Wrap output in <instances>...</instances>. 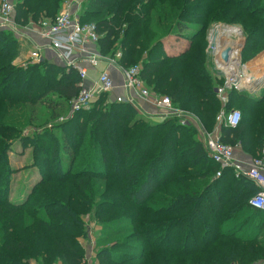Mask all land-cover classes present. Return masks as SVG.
<instances>
[{"label": "trees", "instance_id": "16d2710c", "mask_svg": "<svg viewBox=\"0 0 264 264\" xmlns=\"http://www.w3.org/2000/svg\"><path fill=\"white\" fill-rule=\"evenodd\" d=\"M64 1L13 0L15 20L55 19ZM257 1L84 0L80 19L95 24L102 54L121 52L125 68L141 65L152 91L208 131L222 106L241 103L240 124L222 125L220 140L255 158L264 146V87L227 88L223 102L215 89L225 79L206 31L214 21L240 23L250 55L264 50V0ZM179 32L191 43L170 51L168 38ZM19 48L15 32L0 27V264H83L88 223L102 227L98 264L264 263V211L249 203L258 188L233 168L217 176L196 124L151 119L107 93L70 116L81 89L77 69L47 58L15 65ZM37 107L46 111L40 127L66 112L52 124L57 136L23 137ZM18 141L31 144L41 176L23 199L10 197L9 155Z\"/></svg>", "mask_w": 264, "mask_h": 264}, {"label": "built area", "instance_id": "2783aa9c", "mask_svg": "<svg viewBox=\"0 0 264 264\" xmlns=\"http://www.w3.org/2000/svg\"><path fill=\"white\" fill-rule=\"evenodd\" d=\"M83 1L65 0L61 12L55 19H42L37 23L32 22L21 26L14 17L13 0H0V27L9 28L18 38L30 41L29 59L32 62L46 59L43 51L51 50L55 54L51 59L55 62L77 69L81 79V89L70 102V116L79 111L90 110L99 96L107 93L110 100L130 104L139 114L151 119L165 120L177 117L183 125L193 122L201 131L209 156L220 166L217 176L222 174V170L233 168L237 178L247 180L257 186L258 191L250 198L249 203L252 207L264 211V146L250 164L244 165L235 158V146L220 140V127L222 125L237 127L242 120L241 111L238 109L221 110L217 116L215 130L212 134L208 133L194 114L175 107L171 97L158 95L146 85L141 78V65L125 68L118 64L121 52L110 56L102 54L97 49L100 35L95 24L83 23L80 19ZM32 32L45 43L43 45L35 43L29 36ZM220 61H223L221 54ZM217 65L220 66L218 62ZM110 66L117 69L123 77L121 84L123 91L117 96L113 95L117 85L111 74ZM219 68L217 70L225 72L221 67ZM92 71H95V74H92ZM236 83L235 79L228 77L223 87L215 89L223 102L227 101L224 95L227 88L239 89L241 87ZM61 119L64 120L67 117H61ZM83 243L86 250L84 264L86 259L92 260L96 257V242L93 236L89 235Z\"/></svg>", "mask_w": 264, "mask_h": 264}, {"label": "rangeland", "instance_id": "374dc122", "mask_svg": "<svg viewBox=\"0 0 264 264\" xmlns=\"http://www.w3.org/2000/svg\"><path fill=\"white\" fill-rule=\"evenodd\" d=\"M262 0H258L257 3H260ZM190 21V20H187ZM198 20H193L192 23L196 24ZM220 24V25H219ZM220 27V28H219ZM227 27H235L240 30L241 33L239 34H231L229 36L230 41H233L234 43L237 42L236 48L238 50L239 54V67H240V77L243 78L246 71L257 73L260 71L259 75H257V79H261L260 82L257 84V86H254L252 88H245L248 89L250 92L255 93L258 92L259 89L264 87V50L255 52L256 54L250 55L249 51L246 49V43H247V33L244 30V27L240 23H226L222 21H214L206 31V39L208 41V48L210 50L211 56L213 54V59L215 63L216 69H218L220 66L217 65V57H216V48L218 45V38L220 30H224ZM217 29V30H216ZM190 31V30H188ZM188 31H185L183 33H188ZM191 32V31H190ZM241 35V36H240ZM217 37V38H216ZM236 40V41H235ZM238 40V41H237ZM18 41L20 43L19 48V55L14 60L15 65L19 66H26L29 62H32L29 59V52L31 50V46L29 47L27 44V41L22 38H18ZM169 44L168 49L170 51H176L178 48H184L187 47L188 44H190V40L187 37H184L180 32L178 34L172 35L168 38ZM239 43V44H238ZM232 44V43H230ZM236 44V43H235ZM232 47V45H229ZM259 48L258 50H260ZM231 55V54H230ZM220 69V68H219ZM221 69H223L221 67ZM224 70V69H223ZM243 70V71H242ZM262 73V74H261ZM223 78H228V74L226 72H223ZM242 75V76H241ZM260 76V77H259ZM235 79L237 81V85L240 87L242 86L241 81H239L241 78ZM96 103V101H95ZM252 105V104H249ZM241 103L237 105L235 108L238 110H241ZM221 110H229L231 109L230 106L227 107H221ZM40 111H43L46 113V111L43 109V107H37L36 113H33V125L32 127H28L24 129L23 131V137H30L31 139L35 137V135L42 133L43 131L49 130L54 135L57 136V131H52V124L57 125V122H63L64 120L61 119V116L52 122L50 124L40 127L39 124L43 123L45 121L44 113H40ZM66 113V112H65ZM63 114L62 116L65 117L66 114ZM262 113L263 110H260L258 115L256 116V123L261 124L263 122L262 119ZM206 129V128H205ZM215 130V129H214ZM206 131L210 134H212L213 131ZM263 148V147H262ZM261 148V150H262ZM9 165L14 169L15 172H13L10 176V197L11 198H25L27 194L30 192V189L32 188L34 183H37V181L40 180L41 176L39 173V169L35 166H33V160H32V147L30 143H22L18 141L12 151L9 155ZM2 182H0V185ZM88 232L89 235H92L94 238L96 251L95 254H97V250L101 248L104 244H98V238L102 232V227L98 225L97 223H88ZM101 245V246H100ZM84 264H98V259L94 258L92 260H87L84 262ZM181 264V263H180Z\"/></svg>", "mask_w": 264, "mask_h": 264}, {"label": "bare ground", "instance_id": "6f19581e", "mask_svg": "<svg viewBox=\"0 0 264 264\" xmlns=\"http://www.w3.org/2000/svg\"><path fill=\"white\" fill-rule=\"evenodd\" d=\"M218 33H219V38H218V45H217V48H216L217 62L220 65V67H222L224 69V71L228 74L229 78L239 79V77H240V67H239V65L240 64H239V54H238V50L236 48L237 42H235L236 43L235 44L233 41H230L229 36L231 34H239L241 32H240V30L238 28L227 27V28H225L222 31L220 30V32H218ZM230 43H232V44H230ZM229 45H232V52H231V55H230V60L226 64L223 61H220V54H221L222 50L224 48L228 47ZM259 73H260V71L257 72V73H254V72L252 73L250 71H246L245 75L243 76V78L240 77L241 78L239 80V81H241L240 84H242V86H245V83H247V82H249V81H251L253 79H256L258 77L257 75H259Z\"/></svg>", "mask_w": 264, "mask_h": 264}, {"label": "crops", "instance_id": "0c3cea01", "mask_svg": "<svg viewBox=\"0 0 264 264\" xmlns=\"http://www.w3.org/2000/svg\"><path fill=\"white\" fill-rule=\"evenodd\" d=\"M29 36L32 38V40L35 43H38L40 45H43L45 43L44 40H42L40 37H38L37 35H35V33H30ZM28 46L30 47V41L27 42ZM44 56L47 57V59H51L54 58V53L51 50H45L43 51ZM111 70V74L113 76V78L115 79V83L117 85V88L115 90V92L113 93V95L117 96L119 94H121V92L123 91V89L121 88V84L123 82V77L121 75V73L115 69L114 67H109ZM92 74H95V71H92ZM261 151L258 150V153H260ZM235 158L237 161L241 162L244 165H248L252 162V160L254 159V156L250 153H248L247 151H245L240 145H236L235 146ZM257 187V186H256ZM94 259V258H93Z\"/></svg>", "mask_w": 264, "mask_h": 264}, {"label": "water", "instance_id": "95a60500", "mask_svg": "<svg viewBox=\"0 0 264 264\" xmlns=\"http://www.w3.org/2000/svg\"><path fill=\"white\" fill-rule=\"evenodd\" d=\"M232 52V47L228 46L224 48L221 52V59L227 64L230 60V54ZM218 74H223L222 70H217ZM261 79H253L247 83H245V86H241L239 89H245V88H252L254 86H257V84L260 82Z\"/></svg>", "mask_w": 264, "mask_h": 264}]
</instances>
